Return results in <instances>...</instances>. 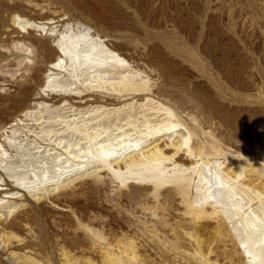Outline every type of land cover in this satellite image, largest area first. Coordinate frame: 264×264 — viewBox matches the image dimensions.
Returning a JSON list of instances; mask_svg holds the SVG:
<instances>
[{
	"label": "rangeland",
	"instance_id": "rangeland-1",
	"mask_svg": "<svg viewBox=\"0 0 264 264\" xmlns=\"http://www.w3.org/2000/svg\"><path fill=\"white\" fill-rule=\"evenodd\" d=\"M30 3L57 19L37 20ZM60 18L65 21L61 31L55 23ZM24 20L31 21L38 37H53L50 43L57 50L55 37H68L73 28L121 44L147 72L134 79L152 77L154 88L165 92L164 100L193 133L194 143L204 147L205 156L225 165H264V0H0L2 95L14 90L13 84L25 83L36 61L32 47L12 42L14 29L27 33ZM49 64L42 63L41 85L77 97L88 93L85 82H67L68 72L57 74ZM135 65L131 62V69ZM51 89L45 92L37 85L35 93L47 95ZM34 103L30 100V107ZM127 111L135 115L141 109L136 105ZM124 116L104 122L113 130L124 124ZM31 143L44 147L46 137ZM60 152L61 163L67 157L72 161L64 149ZM39 156L41 167L49 169L47 177L53 176V156ZM73 168L53 183L16 194L1 193L8 191L4 180L11 183L10 169L1 171L0 222L15 225L0 223V264H109L105 252L122 257L125 264H205L211 243L217 251L210 256L212 264H246L239 263L235 246L226 253L216 248L212 223L202 222L194 231L175 204L166 205L163 223L134 180H115L109 173L104 182L95 181L90 176L100 168L96 163ZM251 188L264 201V177ZM195 196L192 184L189 199ZM259 204L255 201L253 207ZM130 240L134 262L119 248Z\"/></svg>",
	"mask_w": 264,
	"mask_h": 264
},
{
	"label": "bare ground",
	"instance_id": "bare-ground-1",
	"mask_svg": "<svg viewBox=\"0 0 264 264\" xmlns=\"http://www.w3.org/2000/svg\"><path fill=\"white\" fill-rule=\"evenodd\" d=\"M30 6L37 11V20H45L43 8L33 3ZM64 22L61 18L55 22L60 31ZM23 28L27 29L23 35L17 29L12 31V42L32 47L36 61L25 83L13 84L10 88L14 90L0 93V174L10 169L11 180H4L8 191L1 193L16 194L23 188L53 183L73 171L74 166L79 170L96 163L100 168L90 176L93 180L104 182L109 173L115 180H134L132 184L145 189V198L153 202L152 211L156 215L160 212L163 223L166 205L175 204L181 207L180 218H187L194 231L202 222L212 223L216 248L223 253L233 245L239 263L264 264V201L251 188L253 182L264 177V165H225L205 156L204 147L199 141L194 143L193 133L168 106L165 92L154 88L152 77L134 79L147 72L121 44L73 28L70 36L55 37L61 49L57 50L50 43L53 37H38L31 21L24 20ZM43 62L50 63L57 74L68 72L67 82H85L88 93L77 97L54 92L49 84L41 85ZM131 62L136 63L135 69H131ZM37 85L45 92L48 88L51 91L47 95L37 94ZM32 99L35 103L30 107ZM136 105L141 111L135 115L140 116L127 111ZM122 114L124 124H115L113 130L104 122ZM36 137H46V145L31 143L36 142ZM63 149L72 161L67 157L61 163ZM42 153L53 156L51 177H47L49 169L41 167L44 159L38 157ZM69 163V170L62 171ZM192 184H196V196L190 200ZM255 201H260V206L254 208ZM0 223L5 228L15 225V221L7 226ZM196 240L200 244V238ZM122 243L119 248L123 255L130 262L136 261L134 241ZM215 253L211 243L203 257L205 264H212L210 256ZM104 258L109 264H125L122 257L110 252H105Z\"/></svg>",
	"mask_w": 264,
	"mask_h": 264
}]
</instances>
